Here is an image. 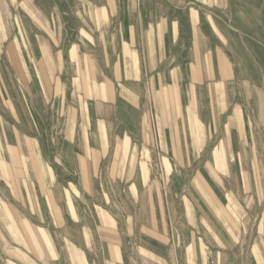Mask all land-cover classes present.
Wrapping results in <instances>:
<instances>
[{"label": "crops", "instance_id": "crops-1", "mask_svg": "<svg viewBox=\"0 0 264 264\" xmlns=\"http://www.w3.org/2000/svg\"><path fill=\"white\" fill-rule=\"evenodd\" d=\"M203 2L0 0V185L37 224L13 243L54 264H264V156Z\"/></svg>", "mask_w": 264, "mask_h": 264}, {"label": "rangeland", "instance_id": "rangeland-1", "mask_svg": "<svg viewBox=\"0 0 264 264\" xmlns=\"http://www.w3.org/2000/svg\"><path fill=\"white\" fill-rule=\"evenodd\" d=\"M203 5L211 9L218 21L220 38L233 57L241 97L250 110L252 131L264 156V0H232L231 8L228 0H204ZM7 195L0 185V264H54L38 256L35 238H30L33 251L30 244L27 245V237L22 243L28 246L25 249L13 243L18 240L9 237L8 228L19 230L21 226L36 230L37 224L29 215L26 219L19 208L9 207ZM3 211L11 217L9 225L2 220Z\"/></svg>", "mask_w": 264, "mask_h": 264}]
</instances>
